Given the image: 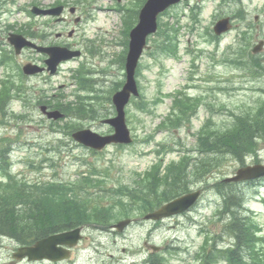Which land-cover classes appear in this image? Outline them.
<instances>
[{
	"label": "trees",
	"instance_id": "16d2710c",
	"mask_svg": "<svg viewBox=\"0 0 264 264\" xmlns=\"http://www.w3.org/2000/svg\"><path fill=\"white\" fill-rule=\"evenodd\" d=\"M135 15H137V10L133 13V16ZM256 136L259 139L264 138V117L233 121L230 126H227L225 130L219 133L218 137L211 140L217 143L218 155L210 166L222 168L227 153L236 155L237 151H246L247 153L253 151L255 148L254 138ZM208 143L209 147L207 149L214 150V146H211L209 141ZM174 181L177 183L178 178L175 177ZM150 189L152 192H155L157 189L156 183L151 184ZM164 191L166 193L164 195L161 194L157 202L169 199L179 192V189L175 183H172ZM219 191L224 197H228L233 191V186H222ZM232 195L234 194L232 193ZM244 204L242 196H232L227 198L225 208L223 209V213H226L227 216L226 223L221 225L222 235L234 237L237 245L223 249H209L207 246H204L198 255V258H202V264H215L220 260H228L229 264H241L238 249L241 248L243 243H252V227L244 219L251 221L254 226L256 223L255 219L254 223L244 216V214L251 215L244 210ZM48 206L45 205L46 208ZM37 207L38 203L33 204L32 197L25 196V193L16 185L0 184V242L3 236H9L23 245L42 236L46 232L45 223L59 224V222L56 223V221L51 219L47 213L46 215H42ZM257 241L258 239H255V243Z\"/></svg>",
	"mask_w": 264,
	"mask_h": 264
},
{
	"label": "rangeland",
	"instance_id": "374dc122",
	"mask_svg": "<svg viewBox=\"0 0 264 264\" xmlns=\"http://www.w3.org/2000/svg\"><path fill=\"white\" fill-rule=\"evenodd\" d=\"M52 0H46V2H50ZM116 0H100L101 5L105 6V7H113L115 6L114 2ZM122 3L127 1V3L131 0H120ZM248 6L250 9H255L257 7H261L264 5V0H253L251 1H247ZM192 3H190L191 5ZM113 5V6H112ZM215 8V5L213 2L209 1L207 2V6L206 9L204 11V19H203V27H205L208 22L210 21V18L212 16V12ZM186 13V18L182 21V25H185L186 23H188V17H189V6L182 4L180 6H178L177 8L173 9L172 11H170L168 13L169 16L165 17V20L167 21V23L170 24V26L174 25V27H176V20L178 18L183 17V15ZM106 14V13H105ZM99 17L101 18V20H104V13H98ZM188 16V17H187ZM24 19V18H23ZM21 19V20H23ZM164 20V19H163ZM102 23V21H101ZM175 23V24H174ZM189 23H193L192 21H189ZM188 23V25H189ZM105 25L107 26V28H112V33L111 36L107 38V41H111L112 39H116L117 41H119L122 38V34L120 29H122L121 26V18L120 16L116 15V14H112L111 15V20L108 21L106 16H105ZM95 27V23L90 24L88 27V35L90 34V30L91 28ZM183 28V27H182ZM173 30L170 28L168 33L166 32V34L164 33V36H166L167 34H169L170 36L173 34L172 32ZM201 31V30H199ZM180 36V40L182 41V50L181 53L184 51V48L186 46H190V48H192L193 46H196L197 41H199L198 36L196 35V32L191 31L190 32L188 29L183 28L181 30V32L179 33ZM234 37V34H229L227 35L222 44L223 47L229 43L232 42V38ZM193 45V46H192ZM121 50V47L115 48V51H119ZM184 60H188L189 57L188 56H183ZM149 63H156L153 60H149ZM174 61L172 59H164L162 60V62L160 63V65H158L157 67L154 68V72L153 75L150 76V72L149 71H145L144 74H146L147 76H149V79H151V77H156L157 75L160 74V71L165 67V69H172L174 70ZM201 65V69L202 71H204L205 69L208 71V67L206 64V60L204 59L202 61ZM217 77L218 79H223L224 76L228 77L230 75H233L235 73L228 71L225 67H218L217 68ZM179 73V72H177ZM221 74V77H220ZM66 79H69V77L67 76L66 78H63L62 76H59L56 78V89L62 87V92L63 93H70L72 91V88L70 87H64V84H68ZM230 81V78H229ZM235 81L236 85H241L243 79H236L233 80ZM250 85H254V86H263L264 87V79H261L259 81H257L256 83H250ZM230 86V84H229ZM56 91V90H54ZM253 94L251 92H245V91H239L236 94H233L232 96H227L225 97L224 93L221 94V96L216 97V102L219 104L221 102L223 103H227L228 106L230 107L232 102L237 101V102H250V96H252ZM167 105V102H166ZM205 115V112H203L201 114V117H203ZM143 121L146 120V124L151 127L152 125V121H155L153 116L151 115H144L141 117ZM217 119H223L225 118V114L224 113H220L218 117H216ZM200 125L199 122H195L194 127L195 129L198 128ZM34 128L32 129H27L25 133H28V135H31V131H33ZM2 131V129H0V132ZM186 134V131H185ZM38 138L41 139H46L48 138L47 135L45 134H39V135H35ZM35 136H30L31 138H35ZM189 142L192 143V138H189ZM45 143V141H44ZM81 149H75L72 153V155L67 156L68 153L64 154V162L67 161L68 164H70L73 169L72 171L76 168L77 164L80 163V160L78 158H75L74 155H76V153H80ZM139 150L138 148H126L125 151H121V152H116V149H112V151L110 152V155H92L90 156L88 159L91 162H98L99 165H103L104 169H107L106 172L112 177V178H122L123 180L129 181L132 179V177L134 176V173L136 172V170H143L146 166H147V158H144L142 156H140L139 154ZM149 149H145V151H148ZM228 167H234V163H229ZM233 170L232 168H230V171ZM58 171H61V169H59ZM43 175L48 177L50 175H52V171L51 170H44L43 171ZM232 173V171L230 172ZM32 178L35 177V174L31 175ZM252 207L259 209L260 205L257 203H252ZM263 230H264V226H263ZM134 232L129 233V235L127 237L124 238V240L121 239H117L119 241L122 242H126L129 243L134 239ZM104 240H102L103 242ZM87 245V243L83 244ZM112 247V245H108L105 244V257L108 256V249H110ZM94 250V249H93ZM103 250V247L102 249ZM84 258H83V262L84 260H89L87 261V264H93L90 257L89 253H84ZM1 258H5L6 256H1Z\"/></svg>",
	"mask_w": 264,
	"mask_h": 264
},
{
	"label": "water",
	"instance_id": "95a60500",
	"mask_svg": "<svg viewBox=\"0 0 264 264\" xmlns=\"http://www.w3.org/2000/svg\"><path fill=\"white\" fill-rule=\"evenodd\" d=\"M179 0H150L140 14L139 26L132 33V49L130 54L129 63V74H133V69L136 66L137 59L141 52V48L144 44L145 37L148 33L154 32L157 28L156 18L158 13L166 8L171 3L177 2ZM249 176L253 177L257 175L264 174L263 167H256L254 169H249ZM198 195H193L189 198V203L193 202ZM64 238L62 236H56L46 239L44 242L38 243L34 248L26 250L24 254H28L31 258L41 259L47 257L51 260H58L66 257L67 252L59 250L57 244L63 243ZM23 254V255H24Z\"/></svg>",
	"mask_w": 264,
	"mask_h": 264
}]
</instances>
